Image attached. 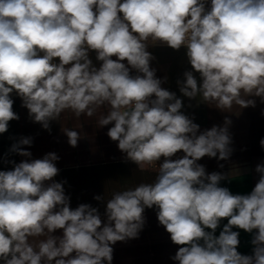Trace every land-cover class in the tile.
Masks as SVG:
<instances>
[{
  "label": "clouds",
  "instance_id": "9594fccd",
  "mask_svg": "<svg viewBox=\"0 0 264 264\" xmlns=\"http://www.w3.org/2000/svg\"><path fill=\"white\" fill-rule=\"evenodd\" d=\"M207 3L0 0V133L19 119L15 92L46 130L64 113L97 116V127L112 124L107 135L126 159L156 173L151 183L94 197L106 202L102 220L89 204L70 207L63 184L53 180L55 153L13 162L0 171V264H112L113 245L138 238L144 211L153 207L180 246L172 257L178 264H264V165L256 166L259 179L248 194L220 186L231 174H209L198 161L229 159L232 121L200 131L150 67V44L184 47L192 70L177 81L183 96L224 112L255 107L250 97L264 103V0ZM62 131L76 147L80 133ZM31 144L22 137L10 151L30 157L21 145ZM233 228L253 233L252 255L237 251Z\"/></svg>",
  "mask_w": 264,
  "mask_h": 264
},
{
  "label": "crops",
  "instance_id": "0c3cea01",
  "mask_svg": "<svg viewBox=\"0 0 264 264\" xmlns=\"http://www.w3.org/2000/svg\"><path fill=\"white\" fill-rule=\"evenodd\" d=\"M209 6L210 0L206 4V7ZM147 50L154 57L150 61V67L156 70V77L162 80L161 87L176 93L183 102L181 111L200 126V131L210 129L214 125L223 126L225 117L232 121L229 126L232 140L229 159L219 160L205 156L198 163L203 165L209 174H231L229 178L221 181L220 186L227 187L233 194L250 193L259 179L255 168L257 165H264V147L260 145L261 139H264V103L259 97H250L255 99V107H234L233 112H224L214 106L198 103L199 97L189 99L179 91L177 83L178 80H183L185 71L192 70L186 57V49L181 47L174 50L167 45H153ZM90 57L98 67L100 62L96 61L95 53H90ZM131 74L137 73L131 70ZM194 75L199 81V74ZM11 98L14 101L13 111L19 119L9 121L8 130L0 133V171L12 170L14 163L42 159L48 153H55L59 157L55 161L59 172L53 180L63 184L65 194L70 198V207L75 209L80 204H89L98 209L102 220H106V202L98 201L94 197L105 196V199H108L114 191L132 188L140 183H151L155 179L156 173L153 169L140 171L138 166L127 160L126 154L119 150L118 142L108 137L107 132L112 124L97 127V116L89 118L82 115L77 119L71 113H64L59 121H51L50 130H46L40 123L33 122L15 92L11 94ZM63 127L80 133L81 139L76 147L69 145L68 137L62 131ZM22 137L32 138L30 146L21 145L23 150L31 152L30 157L10 151L12 145L18 143ZM183 155L180 151L172 159L182 158ZM163 159L162 157L157 165L162 163ZM144 217L145 223L138 238L113 245L112 264H178L172 257L180 246L171 241L170 234L160 225L157 209L146 208ZM225 224L226 218L221 220L215 231L216 236ZM233 231L240 233L237 251L242 255H252L253 233L237 228H233ZM53 234L61 236L62 230Z\"/></svg>",
  "mask_w": 264,
  "mask_h": 264
},
{
  "label": "built area",
  "instance_id": "2783aa9c",
  "mask_svg": "<svg viewBox=\"0 0 264 264\" xmlns=\"http://www.w3.org/2000/svg\"><path fill=\"white\" fill-rule=\"evenodd\" d=\"M156 45H164V44H159V43H157ZM149 46H153V45L150 44ZM154 46H155V45H154Z\"/></svg>",
  "mask_w": 264,
  "mask_h": 264
}]
</instances>
